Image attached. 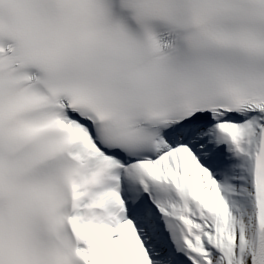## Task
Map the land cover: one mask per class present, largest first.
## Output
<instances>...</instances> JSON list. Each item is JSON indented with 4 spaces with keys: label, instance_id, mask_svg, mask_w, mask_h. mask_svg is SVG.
I'll list each match as a JSON object with an SVG mask.
<instances>
[{
    "label": "snow or ice",
    "instance_id": "snow-or-ice-1",
    "mask_svg": "<svg viewBox=\"0 0 264 264\" xmlns=\"http://www.w3.org/2000/svg\"><path fill=\"white\" fill-rule=\"evenodd\" d=\"M0 264H264V0H0Z\"/></svg>",
    "mask_w": 264,
    "mask_h": 264
}]
</instances>
